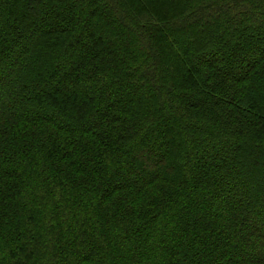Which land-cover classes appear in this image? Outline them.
<instances>
[{
	"label": "trees",
	"instance_id": "16d2710c",
	"mask_svg": "<svg viewBox=\"0 0 264 264\" xmlns=\"http://www.w3.org/2000/svg\"><path fill=\"white\" fill-rule=\"evenodd\" d=\"M0 264H264V0H0Z\"/></svg>",
	"mask_w": 264,
	"mask_h": 264
},
{
	"label": "rangeland",
	"instance_id": "374dc122",
	"mask_svg": "<svg viewBox=\"0 0 264 264\" xmlns=\"http://www.w3.org/2000/svg\"><path fill=\"white\" fill-rule=\"evenodd\" d=\"M5 31H6V29L4 30V31H2V33H1V36H4V34H5ZM114 54H118L116 51L114 52ZM78 103L77 102H75L74 103V105L76 106ZM104 105L105 104H103V103H99L98 105H96V104H94L93 106L97 109V110H105V107H104ZM55 115L56 116H58V113H55ZM90 115H93V111L90 113ZM91 117V116H90ZM87 118V117H86ZM194 214H196V213H194ZM212 227H213V225H212ZM214 229V228H213ZM228 234V233H227ZM226 234V235H227ZM234 243H237V242H235V240H234ZM236 250L237 251H235L236 253H231L232 254V257H235V256H237V255H239V253L241 252V251H246L244 248H241L240 246L238 247V248H236ZM231 254H229V256H231ZM229 258V257H228Z\"/></svg>",
	"mask_w": 264,
	"mask_h": 264
}]
</instances>
